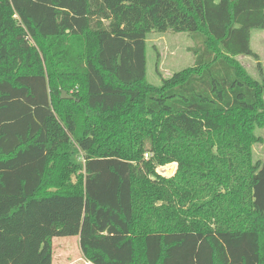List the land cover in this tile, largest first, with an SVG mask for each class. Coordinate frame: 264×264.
<instances>
[{
  "label": "trees",
  "instance_id": "16d2710c",
  "mask_svg": "<svg viewBox=\"0 0 264 264\" xmlns=\"http://www.w3.org/2000/svg\"><path fill=\"white\" fill-rule=\"evenodd\" d=\"M169 30L201 46L155 87L146 37ZM253 30L264 0H0V264L65 237L90 264H264Z\"/></svg>",
  "mask_w": 264,
  "mask_h": 264
},
{
  "label": "rangeland",
  "instance_id": "374dc122",
  "mask_svg": "<svg viewBox=\"0 0 264 264\" xmlns=\"http://www.w3.org/2000/svg\"><path fill=\"white\" fill-rule=\"evenodd\" d=\"M250 45L251 50L257 54L264 73V30L251 32ZM200 46V42L194 38L193 34L176 33L170 30L166 33L150 32L146 37V81L152 86L159 87L162 80L192 67L196 60L194 51ZM237 60L251 78L258 79L257 65L252 58L239 56ZM256 134L264 139V130H259ZM253 154L254 160L264 157L260 145L253 147ZM165 167L167 165L157 168L156 172L160 175L166 174L163 170ZM172 175L166 174L164 177ZM52 264H86L79 249L78 237L52 240Z\"/></svg>",
  "mask_w": 264,
  "mask_h": 264
},
{
  "label": "water",
  "instance_id": "95a60500",
  "mask_svg": "<svg viewBox=\"0 0 264 264\" xmlns=\"http://www.w3.org/2000/svg\"><path fill=\"white\" fill-rule=\"evenodd\" d=\"M73 97L70 95H67L66 92L61 91V99H72Z\"/></svg>",
  "mask_w": 264,
  "mask_h": 264
},
{
  "label": "built area",
  "instance_id": "2783aa9c",
  "mask_svg": "<svg viewBox=\"0 0 264 264\" xmlns=\"http://www.w3.org/2000/svg\"><path fill=\"white\" fill-rule=\"evenodd\" d=\"M144 156H145V159H147V158L151 157V154L146 153V154H144Z\"/></svg>",
  "mask_w": 264,
  "mask_h": 264
},
{
  "label": "crops",
  "instance_id": "0c3cea01",
  "mask_svg": "<svg viewBox=\"0 0 264 264\" xmlns=\"http://www.w3.org/2000/svg\"><path fill=\"white\" fill-rule=\"evenodd\" d=\"M86 264H90V263L86 262Z\"/></svg>",
  "mask_w": 264,
  "mask_h": 264
}]
</instances>
